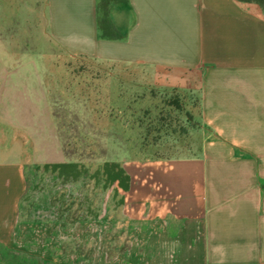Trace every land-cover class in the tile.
I'll use <instances>...</instances> for the list:
<instances>
[{
  "label": "crops",
  "instance_id": "obj_1",
  "mask_svg": "<svg viewBox=\"0 0 264 264\" xmlns=\"http://www.w3.org/2000/svg\"><path fill=\"white\" fill-rule=\"evenodd\" d=\"M1 5L0 249L17 245L26 168L69 161L53 115L47 66L15 41L45 37L73 57L138 66L157 86L193 91L200 104L203 135L193 155L144 162L115 158L130 176L126 219L176 222L175 232L145 239L151 255L136 240L127 256L105 253L94 261L264 264V9L258 3H115L109 18L123 39L102 36L99 0ZM73 36L92 37L95 48L82 49L70 42ZM0 264L19 263L0 252Z\"/></svg>",
  "mask_w": 264,
  "mask_h": 264
},
{
  "label": "rangeland",
  "instance_id": "obj_2",
  "mask_svg": "<svg viewBox=\"0 0 264 264\" xmlns=\"http://www.w3.org/2000/svg\"><path fill=\"white\" fill-rule=\"evenodd\" d=\"M3 1L0 0L1 15H4ZM15 41L19 49L32 51L37 62L46 64L48 86L58 104L65 106L68 103L81 118L89 117L96 130H100L99 138L107 146L110 159L128 157L144 162L185 157L198 151L203 134L200 104L193 91H168L164 95L163 90L167 88L155 85L150 73L138 66L73 57L45 37ZM171 97L178 100V106L165 103ZM127 103H130L127 113L133 112L140 119L135 124L136 136L148 132L149 141L144 145L141 137L131 154L125 152L120 143L103 136L122 131V124L114 119L121 118ZM70 120L68 115L67 121ZM69 126L71 146L81 151L79 136L87 130L80 122ZM85 163L93 171L99 161L86 160ZM33 168V165L26 168V178L29 183L39 186L23 201L17 245L8 250L13 255L1 248L4 258L23 264H97L94 260L101 254L106 253L109 258L127 256L136 240L140 251L151 255L144 240L151 238L154 232L170 235L177 229V223L171 221L153 225L145 221H128L122 212L123 204L119 203L120 195L113 187H94L93 181L89 180L83 191L80 190L81 183L53 185L48 179L53 176L41 170L34 172ZM50 193L55 198L63 196L64 205L59 203L58 208L71 207L68 219L82 215L86 216V221L66 223L45 211L42 200ZM121 264L127 263L123 259Z\"/></svg>",
  "mask_w": 264,
  "mask_h": 264
},
{
  "label": "trees",
  "instance_id": "obj_3",
  "mask_svg": "<svg viewBox=\"0 0 264 264\" xmlns=\"http://www.w3.org/2000/svg\"><path fill=\"white\" fill-rule=\"evenodd\" d=\"M244 2H255L258 3L264 9V0H240ZM120 4L127 3V0H99V10L100 15L98 19L99 28L102 32V36L106 39H123L125 37V33H120L113 25L109 18V11L112 4ZM168 91L173 93H181L177 89H164L163 93L166 95ZM51 92L52 97V107H53V115L57 120L58 133L63 143L64 152L69 158L68 162L64 163H52V164H44V165H35L33 168L34 172L41 170L43 173H48L54 178H48L51 180L50 182L54 185L56 183L61 184H77L81 183L80 190L83 191L85 184H87L86 180L93 181L94 187L101 185L103 189H107L109 187H113L115 193L120 195L119 203H124V193L128 191L130 187V176L128 172L123 167V164L118 159H110L108 157V148L106 145L102 144L99 136L102 135L100 130H96L94 123L88 118H81V116L77 113V111L72 110L71 106L66 103L65 106L63 104H58V99ZM168 106L174 107L178 106V100L174 98L166 99ZM62 109V110H60ZM130 109V103L126 104L124 107V113L121 115V118H115V121H118L122 124V131L118 132H109L108 134H103L105 138H112L113 142L120 143L125 147V152L131 154L133 152L134 147L137 146L138 140L142 137L144 145L149 143L147 137V133L145 135L142 133L140 137L135 134V124L140 122V119L132 114L127 113L126 110ZM63 111V114L61 112ZM126 111V112H125ZM70 112V113H68ZM70 115V122L67 121V117ZM83 124V128L87 131L84 134L79 136V139L82 143L81 151L78 149H74L71 146V138L68 135V128L70 127V123ZM147 131L149 129L147 128ZM158 132V131H157ZM136 136V140L133 138ZM86 160L89 161H99L98 166L95 170L91 171L90 166L85 163ZM27 187L26 191L20 199L19 205V221L21 218V211L23 201L27 199L28 195L35 189L38 188V184L29 183V178H26ZM44 205L46 206L45 211L52 212L53 215H57V219L59 221H63L66 223L70 222H85L86 216H74V218L68 219V215L70 213L71 207H63L58 205H64L63 196L62 198H55V196L49 194L48 197L42 200ZM4 252L8 254H12L7 249H4ZM8 259V258H6ZM12 260V259H9ZM15 261L19 264H23L21 262Z\"/></svg>",
  "mask_w": 264,
  "mask_h": 264
},
{
  "label": "clouds",
  "instance_id": "obj_4",
  "mask_svg": "<svg viewBox=\"0 0 264 264\" xmlns=\"http://www.w3.org/2000/svg\"><path fill=\"white\" fill-rule=\"evenodd\" d=\"M70 42L81 46L82 49L90 50L95 48V40L90 36H73L69 38Z\"/></svg>",
  "mask_w": 264,
  "mask_h": 264
}]
</instances>
